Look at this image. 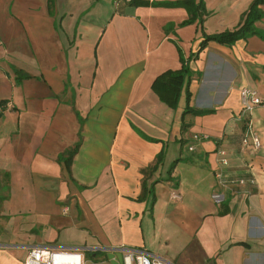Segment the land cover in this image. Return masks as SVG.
Here are the masks:
<instances>
[{"label":"crops","instance_id":"1","mask_svg":"<svg viewBox=\"0 0 264 264\" xmlns=\"http://www.w3.org/2000/svg\"><path fill=\"white\" fill-rule=\"evenodd\" d=\"M148 1L0 0V264L35 246L80 250L83 264H123L125 248L264 264V104L249 114L257 149L241 146L237 117L242 87L264 97V13L262 33L200 48L252 0H204L189 21L179 0ZM182 58L172 105L153 83ZM218 169L253 181L220 186Z\"/></svg>","mask_w":264,"mask_h":264},{"label":"built area","instance_id":"2","mask_svg":"<svg viewBox=\"0 0 264 264\" xmlns=\"http://www.w3.org/2000/svg\"><path fill=\"white\" fill-rule=\"evenodd\" d=\"M241 107L237 113V117L244 121L245 129L241 137V146L257 149L261 146V139L253 130L249 114L256 105L264 104V97L261 96L256 88L242 87L240 90ZM206 134L194 133L192 138L196 141L205 137ZM189 149L194 147L190 144ZM218 162L221 165L228 163L227 151L224 147L217 149ZM217 182L220 186L228 187L237 183H245L253 181L251 177H232L227 176L222 169H218L215 173ZM213 199L221 203L225 199V192L217 188L212 191ZM83 253L80 250L57 248L51 246H35L28 252L24 264H83ZM162 259L158 256L150 254L144 249L125 248L122 254L123 264H162Z\"/></svg>","mask_w":264,"mask_h":264},{"label":"trees","instance_id":"3","mask_svg":"<svg viewBox=\"0 0 264 264\" xmlns=\"http://www.w3.org/2000/svg\"><path fill=\"white\" fill-rule=\"evenodd\" d=\"M148 2H149L148 0H127L128 4H139V3L147 4ZM263 2L264 0H252L249 8L244 12L241 21L236 27L232 29H225L211 34H206L200 43V48H202L209 39H214L224 43H231L238 38L247 37L248 35H251L253 33H262L255 28L254 21L263 16L264 12L261 7V4ZM175 3L183 4L189 9V11L191 12V16L189 19H187V21H189L190 19L194 18L197 15L201 16L204 13H206L204 0H179L176 1ZM200 18L202 19V17ZM182 61L183 63L179 69L168 70L161 73L158 77L155 78L153 83L161 99L165 100L166 102L172 105H175V103L177 102V99L180 94V90L185 80V76L188 75V71H189V68L186 63V59L182 58ZM20 74L27 75L28 73L24 71L23 72L20 71ZM186 83H189L188 78L186 80ZM189 97H190V92L187 86L186 88L187 102L189 100ZM185 110L187 111L191 110L194 112H203L206 109H196L188 106L187 108H185ZM72 154L73 153L67 155L66 161L68 162V166H70V162L72 160Z\"/></svg>","mask_w":264,"mask_h":264},{"label":"rangeland","instance_id":"4","mask_svg":"<svg viewBox=\"0 0 264 264\" xmlns=\"http://www.w3.org/2000/svg\"><path fill=\"white\" fill-rule=\"evenodd\" d=\"M114 1L118 2V0H114Z\"/></svg>","mask_w":264,"mask_h":264}]
</instances>
